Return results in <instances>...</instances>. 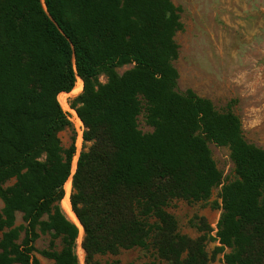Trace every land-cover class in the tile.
I'll use <instances>...</instances> for the list:
<instances>
[{
  "label": "trees",
  "instance_id": "1",
  "mask_svg": "<svg viewBox=\"0 0 264 264\" xmlns=\"http://www.w3.org/2000/svg\"><path fill=\"white\" fill-rule=\"evenodd\" d=\"M181 13L172 0H0V264H40L38 231L52 233L44 258L80 264V229L60 207L70 178L86 264L137 248L167 264H210L205 238L180 234L167 207L218 187V252L229 250L226 264H264V150L230 108L179 91ZM77 77L84 89L72 107L86 130L73 173L75 137L62 147L71 123L58 96ZM143 113L152 133L139 129ZM209 144L229 149L232 180ZM18 212L25 226L15 227Z\"/></svg>",
  "mask_w": 264,
  "mask_h": 264
},
{
  "label": "rangeland",
  "instance_id": "2",
  "mask_svg": "<svg viewBox=\"0 0 264 264\" xmlns=\"http://www.w3.org/2000/svg\"><path fill=\"white\" fill-rule=\"evenodd\" d=\"M172 1L182 9L183 28L175 36L179 57L174 62L179 74V91L185 93L192 90L198 96L211 100L219 111L224 112L230 108L240 118L247 142L264 150V0ZM130 68L131 66L120 68L117 72L122 75ZM99 80L102 84L107 82L105 76H101ZM82 87L84 89V82L75 90L72 102L83 93V90L78 93ZM138 126L144 134L153 132L146 122L145 113L139 117ZM59 137L64 149L71 146L75 137L77 153L72 169L75 172L84 142L78 140L73 127L60 133ZM209 148L225 181L232 180L234 165L229 149L214 144H209ZM13 183L14 181L6 184L5 188ZM220 192L221 187H218L206 201L188 203L174 200L167 207V211L178 223L180 234L194 240L205 238L210 264H226L225 255L229 253L228 249L218 252L220 244L213 240L222 214ZM60 207L67 218L74 222L64 212L62 202ZM3 208L4 203L0 199V215ZM25 225L23 213H16L15 227ZM77 226L80 229L79 238L82 235L83 242L84 230L82 234L80 226ZM38 233L39 238L34 244V258L40 264H54L41 255L42 251L50 249L52 233ZM24 235L23 231L19 242ZM79 238L76 254L79 263L86 264V254L84 250H80ZM54 246L55 250H61L60 239L55 240ZM98 260L100 264H167L158 258L154 248L126 250L118 256L107 255Z\"/></svg>",
  "mask_w": 264,
  "mask_h": 264
},
{
  "label": "built area",
  "instance_id": "3",
  "mask_svg": "<svg viewBox=\"0 0 264 264\" xmlns=\"http://www.w3.org/2000/svg\"><path fill=\"white\" fill-rule=\"evenodd\" d=\"M79 79L80 78L77 77V82H76L75 87L72 90V92H70V93H61V94H65L66 95L65 98H64V103L61 102V100H60L61 94H59V96H58V102H59V104L61 106V109H62L66 119L71 123V127H73L75 132L77 133L78 140L81 139V141H83V135H84V132H85L86 128L84 126L83 121L79 117V115L77 113V110L72 107V100H73L72 96H73L74 91H75V89L77 87ZM82 90H83V87H82L81 91H79L78 93L80 94L82 92ZM76 96H78V95H76Z\"/></svg>",
  "mask_w": 264,
  "mask_h": 264
},
{
  "label": "bare ground",
  "instance_id": "4",
  "mask_svg": "<svg viewBox=\"0 0 264 264\" xmlns=\"http://www.w3.org/2000/svg\"><path fill=\"white\" fill-rule=\"evenodd\" d=\"M83 84V81L81 79L78 80V84H77V87L75 90L79 89ZM82 89V88H81ZM81 91V90H80ZM79 92V91H78ZM74 93H76V91H74ZM65 94H61L60 96V100L61 102L64 103V98H65ZM75 171H76V167H75ZM75 173V172H73ZM71 181H72V178H70L68 180V182L66 183L67 184V188H66V185H65V191H66V195H65V198L63 199L62 201V206H63V209H64V212L70 216L73 221L80 226L81 228V231H82V234H83V228L76 216V214L74 213L73 209H72V205H71V202H70V196H71V190H72V187H71ZM71 188V189H70ZM70 189V191H69ZM73 211V212H72ZM81 243H82V235L81 237L79 238V246H80V250L83 252V249H82V246H81Z\"/></svg>",
  "mask_w": 264,
  "mask_h": 264
},
{
  "label": "water",
  "instance_id": "5",
  "mask_svg": "<svg viewBox=\"0 0 264 264\" xmlns=\"http://www.w3.org/2000/svg\"><path fill=\"white\" fill-rule=\"evenodd\" d=\"M77 168V167H76ZM79 220V219H78ZM80 222V221H79ZM81 224V223H80ZM82 225V224H81ZM83 227V226H82ZM84 230V229H83Z\"/></svg>",
  "mask_w": 264,
  "mask_h": 264
}]
</instances>
